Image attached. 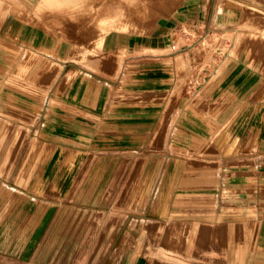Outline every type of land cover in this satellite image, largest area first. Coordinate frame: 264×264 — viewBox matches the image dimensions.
<instances>
[{"label": "rangeland", "instance_id": "374dc122", "mask_svg": "<svg viewBox=\"0 0 264 264\" xmlns=\"http://www.w3.org/2000/svg\"><path fill=\"white\" fill-rule=\"evenodd\" d=\"M57 1L55 8L27 3V25L42 31L41 56L0 47V144L10 112L17 118L20 108L54 113L57 144L54 200L7 186L8 203L1 178L5 170L16 175L27 148L15 146L17 127L0 146V224L10 223L0 227V247L11 246V259L0 264H254L257 255L264 264L255 221L264 164L233 162L247 152L253 158L264 141L255 131L264 123V0ZM35 58L44 89L54 77L53 101L26 100L30 85L8 82L34 76L18 62ZM251 80L256 88L244 91ZM71 92L83 95L89 115L67 100ZM249 96L262 107L247 113ZM163 142L176 146V156L163 155ZM249 165L251 204L243 212L232 188ZM206 168L217 184L195 194ZM42 220L54 224L36 227ZM41 234L44 242L35 243Z\"/></svg>", "mask_w": 264, "mask_h": 264}, {"label": "crops", "instance_id": "0c3cea01", "mask_svg": "<svg viewBox=\"0 0 264 264\" xmlns=\"http://www.w3.org/2000/svg\"><path fill=\"white\" fill-rule=\"evenodd\" d=\"M37 3V0H0V47H11V51L17 53L18 49L21 53H26L28 50L33 52L35 56H41L43 52V39H42V31L41 29L37 27H29L27 25V3ZM21 47V48H20ZM23 60L19 59L20 65L24 66V68H31L34 69V76H22V77H10L9 78V84L14 83H20L25 85H30L28 88L32 89L34 91L33 97H28L26 100H38L39 103L44 102L48 99L50 101L54 100V92H52V84H54V77L50 74L45 78V81L47 82L49 80L50 87L43 88L44 78L41 72V64L40 61L35 58L34 63L31 62L29 65L27 62L21 64ZM17 63V64H18ZM93 63V62H91ZM17 66V65H16ZM13 66V67H16ZM256 81L251 80L244 84L243 90L244 91H252L256 87ZM250 97V96H249ZM248 97V98H249ZM57 99H60L62 97H59L57 95ZM67 100L74 99L75 106L77 105L79 108L82 109L83 112L86 111V113L89 115V104H85L83 95L82 97H79L78 93H69L66 97ZM18 99L22 100V97L20 96ZM82 100V102H80ZM29 103V102H28ZM37 103V104H39ZM30 103L28 104V106ZM32 105H35L32 103ZM248 109L247 113H250L253 107H262L261 102L257 103L256 106L251 101V97L248 99L247 102ZM20 113L15 115V117L11 118V112H10V118H9V125L4 127V134L2 138V144L0 146L5 147L6 142L10 140L11 133L14 131V129L17 127L16 130H19L20 133L18 137V143H14L15 146L18 145L19 147H25L27 148L26 154L23 156L22 159L18 160L19 167L17 170L16 175H11L10 172L3 173L2 180H3V198L6 203L9 201L10 190L12 186L15 187V189L19 190V195H34V196H50L51 200H54V146H57V144L54 143L55 136H54V113L52 115L48 116V114L43 113L42 109L38 111L37 108H28L26 109V112H22V108H20ZM194 113L186 112L182 115L181 120L186 119L189 115L193 116V114L196 116V110L194 109ZM183 119V120H184ZM182 120V121H183ZM187 120V119H186ZM263 121V117H262ZM262 125V126H261ZM191 126L194 128L197 127V124L195 120H191ZM259 127L255 129L258 133L262 134L264 133V123L258 125ZM250 129V128H249ZM249 129H247V132L249 133ZM202 133H205L204 130H201ZM8 132V133H7ZM170 128L167 132V129L165 130V135L161 138L164 139V137L169 136ZM262 136V135H261ZM161 137V136H160ZM159 137V138H160ZM246 140H243V146L246 144ZM264 141L262 139L258 140L257 143V150L253 158L250 157V152H247L246 154H243V158L237 159L234 158L233 162L235 163H244V161H251L254 160V163L256 164H264ZM145 143V140L142 142H133V141H127V145L135 147L140 146ZM168 143H162V149L164 150L163 155L164 156H176V146L170 147ZM10 146V144H9ZM49 148L50 149V156L44 157L42 155L43 148ZM237 147H241L240 143ZM30 148V151L28 149ZM32 149V150H31ZM263 149V152L261 153V150ZM224 156V155H223ZM45 164V166H43ZM47 164V166H46ZM29 165V166H27ZM49 165V166H48ZM250 165L248 169L246 170H239L238 173L241 174V177L235 176V178H240L242 180L237 179V181H241L242 185L240 187H234L232 188L233 191H238L239 195L242 196V201L239 203L242 206L243 212L250 209L251 204V189H250ZM199 176V179L196 178L194 181L195 187L193 188L195 194H207L208 191L212 190L213 186L216 183V179L214 177V172H212L211 169H204L202 171H199L197 173ZM201 176V178H200ZM13 180V181H11ZM217 184V183H216ZM7 186L9 188H7ZM165 190V189H164ZM168 190V189H166ZM171 188L168 190L169 193L171 192ZM7 196V197H6ZM5 205V203H4ZM181 212V211H179ZM184 213V210H183ZM181 214V213H180ZM251 217L248 216V214L243 215V224L250 223ZM256 222H260V227L262 228L261 234L262 238L264 240V203L263 201L259 200V213L255 218ZM186 220L185 217L181 219V216H179L178 220H173V225L176 228H181L185 225ZM54 224V220H42L38 225H35L36 227L40 228H48L52 227ZM0 227H10V223H7L5 220H3V223L0 224ZM19 227L26 228V222L21 223ZM21 235L19 236V244H25L26 240H21ZM43 235L41 234L40 237L36 238L34 241L35 243H43ZM49 242V241H45ZM52 242V240H51ZM0 253L3 254L0 256L3 260H10L11 259V246L9 243L3 242L1 245ZM25 249V246L23 247ZM185 245H184V252H185ZM181 251V247H180ZM103 259H100L99 262H101ZM101 264V263H99Z\"/></svg>", "mask_w": 264, "mask_h": 264}, {"label": "bare ground", "instance_id": "6f19581e", "mask_svg": "<svg viewBox=\"0 0 264 264\" xmlns=\"http://www.w3.org/2000/svg\"><path fill=\"white\" fill-rule=\"evenodd\" d=\"M50 6H54L58 7L59 6V2L57 0H45ZM70 1V0H69ZM118 40V39H117ZM179 73V72H178ZM260 252V251H259ZM262 260V256H258L256 257V261L254 264H259ZM246 264V263H245Z\"/></svg>", "mask_w": 264, "mask_h": 264}]
</instances>
